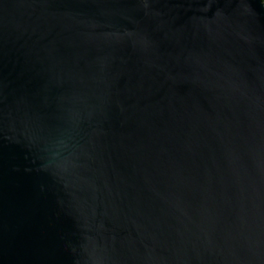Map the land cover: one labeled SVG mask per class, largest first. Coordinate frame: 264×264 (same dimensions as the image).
I'll list each match as a JSON object with an SVG mask.
<instances>
[{"label": "water", "instance_id": "1", "mask_svg": "<svg viewBox=\"0 0 264 264\" xmlns=\"http://www.w3.org/2000/svg\"><path fill=\"white\" fill-rule=\"evenodd\" d=\"M0 264H264V0H0Z\"/></svg>", "mask_w": 264, "mask_h": 264}]
</instances>
